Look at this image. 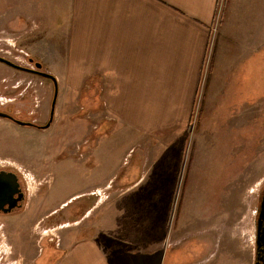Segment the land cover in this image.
Masks as SVG:
<instances>
[{
    "label": "rangeland",
    "instance_id": "rangeland-1",
    "mask_svg": "<svg viewBox=\"0 0 264 264\" xmlns=\"http://www.w3.org/2000/svg\"><path fill=\"white\" fill-rule=\"evenodd\" d=\"M224 3L220 0L214 35ZM57 9L56 0H0V56L27 68L28 57L33 58L58 82L48 129L0 119V167L13 163L23 168L30 189L35 190L28 218L1 222L5 215H0L6 237L3 243L0 238V264H50L61 254L52 228L65 223L62 234L96 236L103 221L104 225L115 222L116 218L109 221L104 216L116 201L130 206L126 222L132 226V240L123 238L116 248L122 264H254V212L264 184V116L250 112L246 135L236 137L225 120L229 112L203 109L186 132L181 176L163 174L166 167L156 165L159 160H147L152 157L146 159L131 125L114 114L111 117L98 95H73L59 79L63 64L32 51L34 38L43 29L50 30ZM48 43L41 42V54L48 53ZM17 83L22 89L33 88L35 100L18 101L15 109L13 103L2 107L23 111L24 106L25 112L35 111L36 123L45 124L54 100L53 82L0 62L3 101L14 97L17 89L11 87ZM172 179L176 182L167 210ZM200 216L216 225V238L212 233L200 234L205 225L195 233ZM39 217L50 220L40 224ZM124 222L115 228L117 236L125 234ZM16 225L17 233L10 234ZM198 234L216 242L215 255L213 247L194 249ZM159 246V252L145 251Z\"/></svg>",
    "mask_w": 264,
    "mask_h": 264
},
{
    "label": "crops",
    "instance_id": "crops-1",
    "mask_svg": "<svg viewBox=\"0 0 264 264\" xmlns=\"http://www.w3.org/2000/svg\"><path fill=\"white\" fill-rule=\"evenodd\" d=\"M56 1L52 27L34 38L32 51L63 64L59 79L73 95H98L111 117L131 125L146 159L166 167L163 174L181 176L186 132L203 109L229 112L225 120L236 137L246 135L250 112L264 116V0H225L215 35L220 0ZM46 40L48 53L41 54ZM129 207L118 201L111 205L104 220L117 223L103 221L96 236L62 234L65 223L52 228L61 253L53 264H122L116 248L123 238L132 240ZM30 209L31 204L15 220L28 218ZM124 219L125 234L117 236L115 228ZM200 219L195 233L205 225L200 234L216 238L211 219ZM11 227L9 233L16 234L19 226ZM194 239L196 251L209 246L215 255L211 237ZM145 251L159 252L160 246Z\"/></svg>",
    "mask_w": 264,
    "mask_h": 264
},
{
    "label": "flooded vegetation",
    "instance_id": "flooded-vegetation-1",
    "mask_svg": "<svg viewBox=\"0 0 264 264\" xmlns=\"http://www.w3.org/2000/svg\"><path fill=\"white\" fill-rule=\"evenodd\" d=\"M5 59L10 60L11 62L15 63L14 61H12V59L8 58V57H3ZM29 63H30V67H28V69H32L34 71H43V66L42 68H37V64L39 62H37L35 59L33 58H29ZM16 64V63H15ZM13 68V67H12ZM27 68V67H26ZM14 69V68H13ZM16 70V69H14ZM21 73H25L28 75H37L36 73L33 72H28V71H21V70H17ZM39 76V75H38ZM52 81V80H51ZM7 82L6 80H3V83ZM53 82V81H52ZM54 85V83H53ZM11 88L17 89L16 94L14 95V97L10 98L8 101H3V98L1 99L0 97V113L6 114L8 116L6 117H0V119H7L17 125L20 126H28V127H32V128H36L39 130H44V129H48L51 125V122L53 121V118L51 117V113L49 115V119L45 124H38L36 123L37 119L36 117H34L35 115V111L31 110V111H27L25 112V110L23 108H21L23 111H10L7 108L4 109L2 106H5L7 104H12L14 109H15V103L18 101H28L27 103L30 104L31 98L32 100H35V97L33 95V88H30L29 85L24 87L23 89L19 86V84L17 83V85H13ZM30 89V90H29ZM55 89V87H54ZM1 94V92H0ZM13 96V95H11ZM11 105V106H12ZM36 106V105H35ZM12 109V108H11ZM51 112H52V108H51ZM55 113V111H54ZM32 116V117H31ZM8 163V162H6ZM23 168H19V166H15L13 163H8L6 166H2L0 167V176L2 178V183L6 186V188H2L0 189V215L4 214L5 215V220L1 221L4 222L6 221L8 218H12V217H16L18 215H20L21 213H23L26 208L30 205V203L32 202L31 200H33V197L35 196V192H31V189L29 187L28 181H27V176L24 175L22 172ZM264 205V184L263 186L260 188L258 194H257V199H256V209L254 212V224L256 223V220L259 221L260 216L262 214V206ZM11 206H14L13 208H10ZM46 220H50V217H46ZM42 220V223L45 221ZM260 231L264 233V224L261 226ZM53 240V239H52ZM51 238L49 239V241H52ZM256 253H257V244H256V250H255V262L254 264H256Z\"/></svg>",
    "mask_w": 264,
    "mask_h": 264
},
{
    "label": "water",
    "instance_id": "water-1",
    "mask_svg": "<svg viewBox=\"0 0 264 264\" xmlns=\"http://www.w3.org/2000/svg\"><path fill=\"white\" fill-rule=\"evenodd\" d=\"M0 62L4 63L10 67H13L16 70H21V71H28V72H33L36 73L37 75L50 79L53 81L54 83V87H55V94H54V100L52 103V112H51V117L53 118L54 116V111H55V106H56V101H57V97H58V82L56 80V78L44 71H34L32 69H28L26 67H22L19 66L13 62H11L8 59H5L3 57L0 56ZM37 68H42V64L38 63L37 64ZM8 115L0 113V117H6ZM2 188H6V186L2 183V178L0 176V189ZM14 206H11L10 208H13ZM264 224V205L262 206V214L260 216L259 221L256 220L255 223V237H256V244H257V253H256V264H264V233L260 231L261 226Z\"/></svg>",
    "mask_w": 264,
    "mask_h": 264
},
{
    "label": "built area",
    "instance_id": "built-area-1",
    "mask_svg": "<svg viewBox=\"0 0 264 264\" xmlns=\"http://www.w3.org/2000/svg\"><path fill=\"white\" fill-rule=\"evenodd\" d=\"M219 6H220V4L218 5V11H217V14H216L215 21H216V19H217L218 16L220 17V11L221 10H220ZM215 27H216V22H215L214 27L212 29L213 33H215Z\"/></svg>",
    "mask_w": 264,
    "mask_h": 264
},
{
    "label": "trees",
    "instance_id": "trees-1",
    "mask_svg": "<svg viewBox=\"0 0 264 264\" xmlns=\"http://www.w3.org/2000/svg\"><path fill=\"white\" fill-rule=\"evenodd\" d=\"M178 177H179V174L177 175V178ZM57 258H58V256H55L54 260L50 264H53L56 261Z\"/></svg>",
    "mask_w": 264,
    "mask_h": 264
}]
</instances>
